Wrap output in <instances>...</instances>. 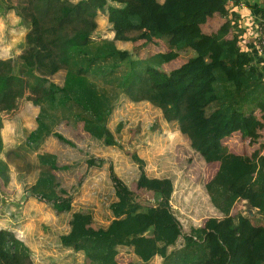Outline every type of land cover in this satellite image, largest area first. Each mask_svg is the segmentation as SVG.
Here are the masks:
<instances>
[{
  "label": "trees",
  "instance_id": "trees-1",
  "mask_svg": "<svg viewBox=\"0 0 264 264\" xmlns=\"http://www.w3.org/2000/svg\"><path fill=\"white\" fill-rule=\"evenodd\" d=\"M20 1L6 6L0 0V12L12 10L21 23L35 21L61 29L83 16L93 19L106 7L111 32L140 30L147 33V42L156 39L167 48V52L139 60L131 52L118 49L113 41L95 42L89 39V32L80 33L69 45L70 61L62 86L35 78L32 70L26 72L30 79L37 80L31 89L41 93L36 128L28 135V143L36 147L53 136L74 146L54 131L60 119L47 109L62 105L65 118L81 123L93 139L106 146L120 147L107 122L121 95L159 107L177 92L180 97L196 102V109L190 114L192 135L202 140H196L195 149L205 162L218 164L205 190L224 217L220 221L209 219L205 232L192 229L189 236H183L184 244L178 250L165 253L178 240L175 229L165 225L176 223L170 206L173 184L167 178H149L143 160L136 154H131L140 171L136 188L151 192L153 201L143 207L110 168L117 199L110 205L112 220L107 227L95 229L91 214L73 212L69 231L60 236L61 246L83 253L89 264H120L116 260L117 247L130 248L141 261L128 264H145L155 256L163 260L162 264H264V226L254 225L250 213L236 218L229 216L237 201H246L250 211L255 210L264 222V157L259 151L241 157L210 140L239 133L254 145L264 130V64H261L264 59L258 58L253 50L241 51L237 35L228 38V22L215 35L204 34L200 28L214 15L225 17L230 0ZM237 1L233 0L234 4ZM138 49L135 47L133 52ZM188 49L193 57L187 62L168 73L161 70ZM1 124L0 119V129ZM2 148L0 137V152ZM36 157L39 172L29 195L50 204L56 212L71 211L70 197H62L67 193L59 190L62 194H58L54 172L60 168L56 156L46 153ZM86 164L93 167L102 163L96 164L94 158H89ZM0 180L8 181V166L2 160ZM21 245L9 235L2 248L7 256L15 257Z\"/></svg>",
  "mask_w": 264,
  "mask_h": 264
},
{
  "label": "rangeland",
  "instance_id": "rangeland-1",
  "mask_svg": "<svg viewBox=\"0 0 264 264\" xmlns=\"http://www.w3.org/2000/svg\"><path fill=\"white\" fill-rule=\"evenodd\" d=\"M4 1L6 6L21 3L20 0ZM78 1L71 0L72 3ZM83 32H89V39L95 42L113 41L118 49L131 52L139 60L166 51L159 40L147 42V33L140 30L120 34L111 32L106 7L93 19L83 16L61 29L42 26L35 21L21 23L12 10L0 12V137L3 144L0 160L8 166L7 183L0 180L1 264H89L83 253L62 247L60 236L67 233L73 212L91 214L95 229L108 226L113 218L110 205L117 200L110 168L143 207L153 201L151 192L136 188L140 171L131 154L143 160V169L149 178H167L173 184L170 206L176 223L165 225L175 229L178 240L166 249V254L181 248L183 236H189L192 229L200 228L205 232L209 219L220 221L224 217L213 206L205 190L217 172L218 164L205 162L194 147L196 140H202L192 135L190 114L196 109V102L180 97L177 92L163 100L159 107L121 95L107 122L120 147L106 146L93 139L81 123L65 118L62 105L47 109L60 119L54 131L74 146L53 136L45 138L36 147L27 142L28 135L36 128L40 110L37 101L41 98L39 91L31 89L32 85H37V80L30 79L27 70H32L35 78H45L62 86L70 61L69 45ZM135 47H139L137 52H133ZM191 57L193 52L185 50L161 70L168 73ZM256 115L259 116L258 112ZM210 140L241 157H249L254 151L264 157V130L254 145L239 133ZM46 153L56 156L60 168L54 172L59 185L58 194H62L59 190H64L67 194L62 197H70L69 212H56L50 204L29 195L39 172L36 156ZM89 158L102 164L88 167ZM249 213L254 217V225L264 226L256 211H250L246 201H237L229 216L236 218ZM9 235L22 243L16 249L15 257L7 256L2 248ZM116 260L120 264L141 263L125 247L116 248ZM162 262L159 256H155L145 264Z\"/></svg>",
  "mask_w": 264,
  "mask_h": 264
},
{
  "label": "crops",
  "instance_id": "crops-1",
  "mask_svg": "<svg viewBox=\"0 0 264 264\" xmlns=\"http://www.w3.org/2000/svg\"><path fill=\"white\" fill-rule=\"evenodd\" d=\"M158 1L160 3L163 2V0H158ZM226 9H227V15L225 17L214 15L212 18H209L205 24L201 25L200 28L202 32L207 35H212L213 33L217 32V30L219 29L218 27L228 22L230 24V33L228 35V38L232 37L233 35H237L239 37L240 35L245 34L246 37L252 39L251 38V34L253 32L252 24L256 23L257 19L260 16L264 15V0H238L237 4H234L233 0H230L226 5ZM100 13L101 12H98V14ZM216 24H218L217 28L215 27ZM153 41L156 42L158 40L153 39L150 42ZM164 47L166 48L165 45ZM238 47H241V45L238 44ZM165 50L166 51L155 52L153 54L167 52V48ZM261 64H264V62H262Z\"/></svg>",
  "mask_w": 264,
  "mask_h": 264
},
{
  "label": "built area",
  "instance_id": "built-area-1",
  "mask_svg": "<svg viewBox=\"0 0 264 264\" xmlns=\"http://www.w3.org/2000/svg\"><path fill=\"white\" fill-rule=\"evenodd\" d=\"M253 32L251 38L242 34L238 37V43L241 45L240 50L244 52L256 53L257 57L264 59V15L257 19L256 23L252 24Z\"/></svg>",
  "mask_w": 264,
  "mask_h": 264
}]
</instances>
